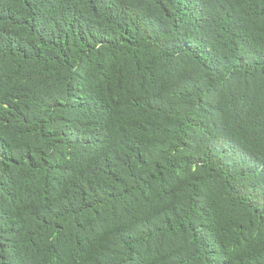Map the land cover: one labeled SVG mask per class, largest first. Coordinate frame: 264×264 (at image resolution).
<instances>
[{"label":"trees","instance_id":"trees-1","mask_svg":"<svg viewBox=\"0 0 264 264\" xmlns=\"http://www.w3.org/2000/svg\"><path fill=\"white\" fill-rule=\"evenodd\" d=\"M0 264H264V0H0Z\"/></svg>","mask_w":264,"mask_h":264}]
</instances>
